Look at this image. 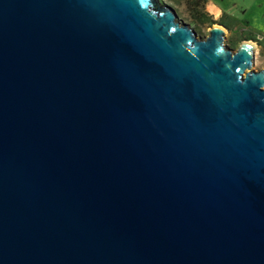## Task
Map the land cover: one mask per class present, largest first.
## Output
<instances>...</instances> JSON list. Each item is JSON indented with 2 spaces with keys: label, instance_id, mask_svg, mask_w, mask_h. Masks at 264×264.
I'll return each instance as SVG.
<instances>
[{
  "label": "water",
  "instance_id": "water-1",
  "mask_svg": "<svg viewBox=\"0 0 264 264\" xmlns=\"http://www.w3.org/2000/svg\"><path fill=\"white\" fill-rule=\"evenodd\" d=\"M158 0H0V264H264V69Z\"/></svg>",
  "mask_w": 264,
  "mask_h": 264
},
{
  "label": "rangeland",
  "instance_id": "rangeland-1",
  "mask_svg": "<svg viewBox=\"0 0 264 264\" xmlns=\"http://www.w3.org/2000/svg\"><path fill=\"white\" fill-rule=\"evenodd\" d=\"M158 2L162 6L172 8L176 13L177 20L181 24H189L195 30L198 39H206L210 35L211 26L221 24L218 20L225 12L240 18L244 23H248L254 31L259 33L257 39L238 38L236 34L226 28L224 44L235 52L242 41H254L256 46L254 47L255 56L252 60V69H264V53L259 43V40L264 37V0H205L203 3L204 10L208 12L213 21L204 23L197 21L193 16L189 4L190 0H158Z\"/></svg>",
  "mask_w": 264,
  "mask_h": 264
},
{
  "label": "trees",
  "instance_id": "trees-1",
  "mask_svg": "<svg viewBox=\"0 0 264 264\" xmlns=\"http://www.w3.org/2000/svg\"><path fill=\"white\" fill-rule=\"evenodd\" d=\"M205 0H190L191 11L195 19L201 23L212 22L213 19L209 16L208 12L204 10L203 3ZM226 28L231 30L238 38H252L257 39L258 32L254 31L248 23H244L240 18L233 16L227 12L223 13L218 20ZM244 32V33H242ZM259 43L264 53V37L259 40ZM235 44V43H234Z\"/></svg>",
  "mask_w": 264,
  "mask_h": 264
}]
</instances>
